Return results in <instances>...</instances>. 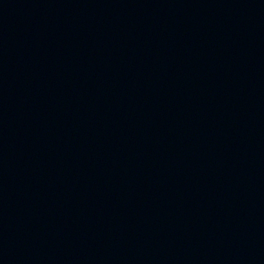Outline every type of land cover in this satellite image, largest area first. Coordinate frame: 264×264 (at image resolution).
<instances>
[{
  "label": "water",
  "instance_id": "1",
  "mask_svg": "<svg viewBox=\"0 0 264 264\" xmlns=\"http://www.w3.org/2000/svg\"><path fill=\"white\" fill-rule=\"evenodd\" d=\"M0 264H264V0H0Z\"/></svg>",
  "mask_w": 264,
  "mask_h": 264
}]
</instances>
